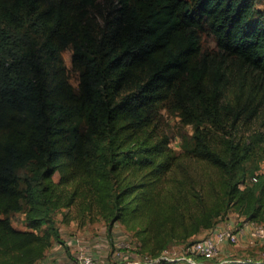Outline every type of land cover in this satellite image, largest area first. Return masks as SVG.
<instances>
[{
    "label": "trees",
    "instance_id": "1",
    "mask_svg": "<svg viewBox=\"0 0 264 264\" xmlns=\"http://www.w3.org/2000/svg\"><path fill=\"white\" fill-rule=\"evenodd\" d=\"M256 2L0 0V264L41 263L66 246L60 226L73 220L100 219L108 235L118 224L149 258L199 241L230 212L264 227ZM204 27L217 52L202 51ZM162 110L192 128L179 152Z\"/></svg>",
    "mask_w": 264,
    "mask_h": 264
},
{
    "label": "rangeland",
    "instance_id": "2",
    "mask_svg": "<svg viewBox=\"0 0 264 264\" xmlns=\"http://www.w3.org/2000/svg\"><path fill=\"white\" fill-rule=\"evenodd\" d=\"M256 1L257 7L264 11V0ZM91 19L94 20V24L97 26H104V23L98 13H93ZM200 37L203 52L212 53L218 51L215 38L208 31L207 27H204L201 31ZM72 55L73 49L71 46H68L62 52L61 57L67 68L70 83L76 87L79 74L72 66ZM162 114V129L170 137V146L173 150L179 152L181 149L182 137L190 136L192 128L188 125L182 124L181 118L176 113H170L162 110ZM258 131L264 135V128L260 127ZM255 174H264V161L260 162L259 168ZM251 178L247 179L246 185L253 184ZM241 187L243 188L244 186ZM11 220L15 227L20 229L23 228V215L21 213L12 215ZM228 221L237 223V228L239 229L245 228L246 224L249 222L245 221L244 218L239 216V214L235 211L228 213L226 217L220 220L218 225L224 226ZM258 225L263 227L262 224ZM60 234L63 241H66L71 237L82 239V246L87 247L88 252L92 256L102 261H107L112 258V250L116 247V245L123 247L130 244L129 238H127L128 233L125 232L123 227L116 224L113 227L111 234L108 235L105 224L100 219H95L93 222L86 221V223L82 225L77 220L70 221V223L60 226ZM206 235V233L199 235L196 240H200ZM249 240L250 236L248 234H244L240 237L236 246H229L222 249L220 255H218L213 262L218 263L221 261H227V263L225 262L222 264H228L231 261L244 259L257 260L264 258V241L250 244ZM177 247L180 246L175 245L172 248L175 249ZM175 250L177 251V249ZM75 256L76 250L74 247L68 248L67 246H63L61 244H54L48 251L45 262L46 264H71Z\"/></svg>",
    "mask_w": 264,
    "mask_h": 264
},
{
    "label": "built area",
    "instance_id": "3",
    "mask_svg": "<svg viewBox=\"0 0 264 264\" xmlns=\"http://www.w3.org/2000/svg\"><path fill=\"white\" fill-rule=\"evenodd\" d=\"M258 177L255 175L251 178L252 183L257 181ZM244 234L250 236L249 243H257L264 241V229L262 226L248 222L243 229L237 228V223L228 221L226 225H217L208 234L199 241L189 245L188 247H181L177 251L173 248L164 250L157 258L137 257L133 252L131 245L119 247L116 245L112 252V259L102 261L92 256L87 247L82 246L83 241L77 237H71L65 241V245L74 247L76 256L71 264H222L227 261L218 263H211L222 249L229 246H236L240 237ZM46 259L39 264H46ZM235 263H247L250 259L231 261ZM230 262V263H231Z\"/></svg>",
    "mask_w": 264,
    "mask_h": 264
}]
</instances>
